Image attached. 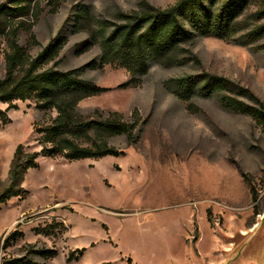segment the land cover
I'll return each instance as SVG.
<instances>
[{
	"label": "rangeland",
	"instance_id": "1",
	"mask_svg": "<svg viewBox=\"0 0 264 264\" xmlns=\"http://www.w3.org/2000/svg\"><path fill=\"white\" fill-rule=\"evenodd\" d=\"M176 1L33 0L25 13L0 16V79L13 25L20 24L19 43L32 56L52 39H67L49 65L58 61L68 70L99 58L100 46L92 43L98 21L122 22V14L147 4L165 8ZM183 47L177 63L153 62L137 86L121 85L130 78L122 67L86 70L85 78L109 89L80 100L78 111L87 119L119 111L131 120L137 108L144 119L141 139L129 144L125 135L105 133L125 150L118 156H39L38 166L25 172V192L0 207V240L11 230L23 232L0 256L54 247L55 257L33 258L47 264H264V126L227 107L221 92H195L185 100L167 86L187 75L200 85L201 75L211 73L250 88L264 103V36L246 45L199 36ZM17 103L8 112L11 121L0 126V191L18 144L39 150L35 124L57 115L34 98ZM83 247L79 259H67Z\"/></svg>",
	"mask_w": 264,
	"mask_h": 264
},
{
	"label": "trees",
	"instance_id": "2",
	"mask_svg": "<svg viewBox=\"0 0 264 264\" xmlns=\"http://www.w3.org/2000/svg\"><path fill=\"white\" fill-rule=\"evenodd\" d=\"M12 1V7L7 4L0 6V16L25 13L33 0ZM255 2L257 0H177L165 8L147 4L140 11L124 13L122 22L98 21L92 43L100 46L99 58L68 70L59 69L58 61L49 65L58 57L67 39H52L37 56H32L19 43L20 24L13 25L7 39L6 72L0 79V102L8 104L7 108H0V126L11 121L8 112L19 107L18 100L34 98L39 108L56 109L57 115L49 123L35 124L39 150L27 151L22 143L18 144L9 171V182L0 191V207L11 197L25 192L22 185L25 172L30 166H38L39 156L77 160L125 154V150L109 143L105 133L125 135L129 144L140 141L144 119L137 108L131 120L125 119L119 111L96 119H87L78 111L80 100L109 89L85 78L83 75L88 68L106 64L125 68L130 78L121 85L137 86L153 62L177 63L183 45L193 43L199 36H214L242 45L254 42L264 36V22L255 24L264 19V0H259L255 11L244 15ZM249 17L253 23H244ZM245 29L244 35H240L239 32ZM200 82L199 85L194 76L187 75L169 79L167 86L185 100H190L195 92H221L227 107L251 115L264 126V103L250 88L211 73L201 75ZM239 95L251 97L255 104L248 103ZM251 192L255 201L253 187ZM22 237L23 232L19 229L8 232L0 240V253L1 248L8 249ZM85 250L86 247L77 248L69 253L67 259H79ZM57 253L54 247L30 249L28 254L18 257L2 255L0 264H47L46 261L35 260L33 254L48 259Z\"/></svg>",
	"mask_w": 264,
	"mask_h": 264
}]
</instances>
